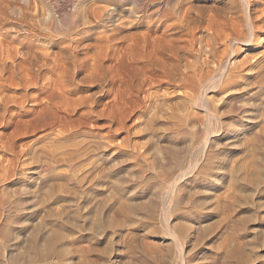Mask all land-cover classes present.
Listing matches in <instances>:
<instances>
[{"label": "rangeland", "instance_id": "obj_1", "mask_svg": "<svg viewBox=\"0 0 264 264\" xmlns=\"http://www.w3.org/2000/svg\"><path fill=\"white\" fill-rule=\"evenodd\" d=\"M249 1L262 25L264 0ZM240 2L0 0V264H179L162 229L172 182L169 224L194 226L182 237L188 264H220L232 247L264 264V27L232 49V28L207 20L244 24ZM26 50L52 67L36 70ZM224 64L236 81L211 89ZM200 133L210 142L198 154ZM216 199L232 207L227 226Z\"/></svg>", "mask_w": 264, "mask_h": 264}, {"label": "bare ground", "instance_id": "obj_2", "mask_svg": "<svg viewBox=\"0 0 264 264\" xmlns=\"http://www.w3.org/2000/svg\"><path fill=\"white\" fill-rule=\"evenodd\" d=\"M149 1H152V0H149ZM241 2L239 3V4H241V6H242V9L244 10V14H245V16H246V19H245V23L243 24V23H240V22H238V21H236V18L234 17V16H231L230 15V17L227 19V20H224V21H220L221 20V18H218V17H215V16H211V15H209L208 17H207V20H208V24H210V25H212V24H215V26H216V28H217V30L219 29V28H221V27H224V26H230L232 29L231 30H233L231 33H227L226 35H225V37H226V39H227V41H229L228 43L230 44V48L232 47V49H233V47L235 46V45H240V46H248L249 44H251V42L254 40V38H255V30H257V29H259V28H261V27H264V23L262 24V25H257V24H255L254 23V21H253V19H252V17H251V4H250V1L249 0H240ZM230 4H229V6H228V9H229V12H231L232 13V15H234L235 13H236V9H237V7H236V5L235 4H233L231 1L229 2ZM213 7L211 6V9H212ZM216 8H217V4H216ZM213 10H215L214 8H213ZM217 10V9H216ZM264 9H261L260 11H263ZM210 11V10H209ZM201 12V11H200ZM199 12V13H200ZM220 12V11H219ZM211 13V12H210ZM223 13V12H222ZM220 14V13H219ZM198 15H200V14H198ZM217 15V14H216ZM200 17V16H199ZM185 21V20H184ZM200 21V20H199ZM69 24L72 26L73 24H74V15H72L71 16V18H70V20H69ZM214 26V25H213ZM211 28H213V27H211ZM224 29V28H223ZM214 30V29H213ZM216 31H214V35L215 34H217V33H215ZM220 32H222V31H220ZM219 34V33H218ZM223 34V33H222ZM224 35V34H223ZM218 38V37H217ZM43 52V51H42ZM42 52H38L37 51V54H35V53H31L30 52V50L29 51H27L26 50V52L23 54L25 57H24V60H26V58H31V59H34V63H35V65L37 66V69L36 70H40L41 68H46V67H52V65L51 64H49L48 63V60H47V53H42ZM22 55V54H21ZM23 58V57H22ZM53 58V57H52ZM50 60V59H49ZM32 61V60H31ZM226 61V60H225ZM50 62V61H49ZM30 63V62H29ZM28 63V64H29ZM226 63V62H225ZM60 64V63H59ZM58 64V65H59ZM232 64V63H231ZM226 66H227V64H224V65H220V67H219V69L217 70L218 72H216L217 74H216V76L215 77H212L210 80H209V87H212L211 89H214L219 83H222V89H225L227 86H228V88H229V85L231 86V84L232 83H234L236 80H234V78H235V76H236V74H237V70L238 69H229L228 67L226 68ZM27 67V66H26ZM33 67V66H32ZM58 68H60V67H57V69ZM29 70L30 69H28V68H26V71H25V73H24V76H25V79H26V81L29 83V84H34L35 83V79H36V77L34 76V73H29ZM39 75V74H38ZM238 75V74H237ZM238 76H236V78H237ZM210 89V88H209ZM210 89V90H211ZM207 91V90H206ZM205 91V92H206ZM232 96H234V95H232ZM232 96H230L231 98H232ZM237 96V95H236ZM235 96V97H236ZM231 98H229V99H231ZM234 99V98H233ZM232 99V100H233ZM232 100H231V103H233L232 102ZM195 101V100H194ZM200 102V101H199ZM230 102V101H229ZM210 104V103H209ZM209 104H208V100H206V99H202V105L201 106H203V110H205V112H206V115H207V119H208V122H209V125H213V126H215V125H219V121L220 120H218L219 118H217V115H216V113L215 112H213V109L212 108H210L211 106H209ZM232 105V104H231ZM202 108V107H201ZM214 108V107H213ZM216 110V109H215ZM218 112V111H217ZM221 122V121H220ZM215 124V125H214ZM212 126V127H213ZM228 126V125H227ZM216 128H217V126H215ZM214 128V127H213ZM229 130H230V128H229ZM208 131V130H207ZM228 132V131H227ZM201 134V136H200V145H199V149H198V154L200 153L201 154V152H203L204 150H205V148L207 147V145H208V142H210L209 140H208V133L207 134H205L204 133V135L202 134V133H200ZM198 139V140H199ZM242 142V141H241ZM228 144H231V143H228ZM233 144V143H232ZM240 144V143H239ZM234 145H236V144H234ZM230 146V145H229ZM232 146V145H231ZM229 154V153H228ZM227 154V155H228ZM215 156V155H214ZM216 157V156H215ZM228 157V156H227ZM227 157H225V161H226V158ZM217 158H218V156H217ZM224 159V158H223ZM234 161V160H233ZM233 161H231V164L233 163ZM241 161V160H240ZM197 163H199V162H197ZM216 163V162H215ZM227 163V162H226ZM236 163H238V165H237V167L239 168L240 166H239V162H238V160L236 161ZM241 163V162H240ZM195 164V163H194ZM230 164V165H231ZM244 164V163H243ZM218 165V164H217ZM220 165V164H219ZM218 165V166H219ZM223 165V164H222ZM242 165V164H241ZM221 166V165H220ZM213 167V166H212ZM217 167V166H216ZM223 167V166H222ZM232 167H233V165H232ZM236 167V166H235ZM244 167H246V166H244ZM219 168V167H218ZM217 168V169H218ZM224 168V167H223ZM238 168H237V170H238ZM241 168V167H240ZM239 168V169H240ZM248 168V167H247ZM221 169V168H220ZM243 169H246V168H243ZM242 169V170H243ZM212 170H214V169H212ZM219 170V169H218ZM223 170V169H222ZM231 170V169H230ZM234 170V169H233ZM243 172V171H242ZM241 172V173H242ZM247 172V171H246ZM245 173V172H244ZM243 173V174H244ZM246 175V174H245ZM243 177H245V176H243ZM248 177V176H247ZM241 178V177H240ZM174 180H175V178H173ZM242 179H245V178H242ZM248 179V178H247ZM173 180V181H174ZM177 181H178V179H176ZM253 180V179H252ZM243 183V182H242ZM168 184H170V182L168 183ZM241 184V183H240ZM248 184V183H247ZM169 186V185H168ZM167 186V187H168ZM174 187H175V184L172 182L171 183V185H170V187L166 190V192H165V195H164V197H160V198H164L165 199V208L163 209V215L161 216L163 219H162V221L165 223V225H162L164 228H162V229H164V233L166 234V235H168L169 237H170V239L173 241V243H174V245H175V247H176V250H177V254H175V255H177V257H178V259L177 260H180V262H179V264L181 263V264H188L190 261H191V259H186V257H185V253H184V251H183V243H185V241H183L182 242V237H184L183 235H184V232H189V230L190 229H193L194 228V226L193 225H191V227H193V228H191L190 227V229L189 228H186V229H179V227H187V225L185 224L184 226H176V224H173V225H175L176 227H174V226H171L172 224H169V218H171L172 217V215H170V213H168V209H169V203H170V199H171V197H172V192L174 193ZM223 193H225V191L223 192ZM223 193H220V194H223ZM162 194V193H161ZM164 194V193H163ZM217 194V193H216ZM218 195V194H217ZM221 196V195H220ZM224 196V195H223ZM223 196H221V198L223 197ZM227 195L225 194V197H226ZM174 197V196H173ZM180 197H182V196H180ZM215 197V196H214ZM219 198V197H218ZM217 198V199H218ZM174 199V198H173ZM172 199V200H173ZM176 199V198H175ZM184 199V198H183ZM215 199V198H214ZM216 199V200H217ZM226 199H227V197H226ZM163 200V199H162ZM185 200V199H184ZM183 200V201H184ZM219 200V199H218ZM217 200V201H218ZM230 200V199H229ZM182 201V200H181ZM180 201V202H181ZM183 201H182V203H183ZM217 201H215L216 203H217ZM227 200H220V201H218V203L219 204H217V208H219L218 209V213H220V214H222L223 215V218L221 219L222 220V222L221 223H224V221H225V219L227 220V216H230L229 214H230V207L231 206H229L228 205V203L226 202ZM103 202V201H102ZM101 202V203H102ZM174 202H176V200L174 201ZM179 202V201H178ZM213 202V201H212ZM214 202V203H215ZM229 202V201H228ZM100 203V202H99ZM106 203V202H105ZM149 204H150V202H149ZM208 204V203H207ZM132 205V204H131ZM130 205V206H131ZM173 205V204H172ZM171 205V206H172ZM178 205V204H177ZM210 205V204H209ZM214 205V204H213ZM135 206H137V205H135ZM175 206V205H174ZM174 206H173V208H170V209H174ZM214 206H216V205H214ZM131 207H134V206H131ZM147 207V206H146ZM149 207H151V206H149ZM179 207V206H178ZM205 207V206H204ZM154 208V207H153ZM153 208H151V209H153ZM206 208V207H205ZM211 208V207H210ZM213 208H215V207H213ZM216 208V209H217ZM232 208V207H231ZM122 209V208H121ZM139 209H141L142 210V208H139ZM139 209H137V210H139ZM147 209V208H146ZM161 209V208H160ZM216 209H214V210H216ZM118 210V209H117ZM128 210V209H127ZM134 210V209H133ZM136 210V211H137ZM145 210V209H144ZM144 210L142 211V212H144ZM149 210H150V208H149ZM176 210H177V208H176ZM203 210V209H202ZM209 210V209H208ZM211 210V209H210ZM112 211H113V209H112ZM121 211V210H120ZM129 211H131V210H129ZM128 211V212H129ZM145 211H147V210H145ZM151 211V210H150ZM150 211L148 212V213H150ZM207 211V210H206ZM213 211V210H212ZM232 211V210H231ZM127 212V211H126ZM152 212H153V210H152ZM174 212V211H173ZM184 212V211H183ZM182 212V213H183ZM204 212H205V210H204ZM120 213V212H119ZM141 213V212H140ZM146 214H147V212H145ZM175 213V212H174ZM185 213V212H184ZM135 214V213H134ZM214 214V213H213ZM130 215V214H129ZM141 215V214H140ZM142 215H145L144 213L142 214ZM149 215V214H148ZM160 215V214H159ZM210 215V214H209ZM215 215H216V213H215ZM147 216V215H146ZM145 216V217H146ZM171 216V217H170ZM182 216V215H181ZM185 216V215H184ZM233 216V215H232ZM237 216V215H236ZM129 217V216H128ZM132 217H134V216H132ZM148 217V216H147ZM183 218V217H182ZM233 218V217H232ZM231 218V219H232ZM176 219V218H175ZM218 219H220V218H218ZM217 219V220H218ZM217 220H215L214 219V221H217ZM130 221V220H129ZM133 221H134V219H133ZM161 221V222H162ZM179 221V219L177 220V223H179L180 224V222H178ZM181 221V220H180ZM210 221V220H209ZM219 221V220H218ZM238 221V219L235 221V222H237ZM241 221H242V223H243V221H244V219L242 220V218H241ZM261 221V220H260ZM163 222L161 223V224H163ZM198 222V221H197ZM220 222V221H219ZM226 222V221H225ZM229 222V221H228ZM228 222H226L227 224H228ZM234 222V221H233ZM240 221H238L237 222V225H239L240 223H239ZM185 223V222H184ZM183 223V224H184ZM214 223V222H213ZM244 223H245V221H244ZM182 224V225H183ZM207 223H205L204 225H203V227L204 226H206L207 228L210 226L209 224H207V225H209V226H207L206 225ZM211 224V223H210ZM216 224V223H215ZM225 224V223H224ZM134 225V224H133ZM212 225H214V224H212ZM212 225H211V229L210 230H212L213 229V227H212ZM223 225V224H222ZM242 225V224H241ZM245 225V224H244ZM136 226V225H135ZM197 226V225H196ZM201 226V225H200ZM218 226V225H217ZM220 226V225H219ZM225 226H227L226 224H225ZM231 226V225H230ZM232 226H233V223H232ZM231 226V227H232ZM132 227V226H131ZM205 227V228H206ZM215 227V226H214ZM228 227H229V225H228ZM228 227H226L227 229H229ZM235 226H233V228H234ZM237 227V226H236ZM243 227V229H244V226H242ZM241 227V228H242ZM130 228V227H129ZM134 228V227H133ZM200 228V227H199ZM198 228V229H199ZM237 228H239V227H237ZM240 228V229H241ZM187 229H189V230H187ZM216 229V228H215ZM214 229V230H215ZM219 229V228H218ZM236 229V228H235ZM240 229H237V230H240ZM243 229H241V230H243ZM194 230V229H193ZM203 230V229H202ZM226 230V229H225ZM240 230V231H241ZM255 230V229H254ZM257 230H258V228H257ZM127 231V230H126ZM200 231V230H199ZM216 231V230H215ZM214 231V232H215ZM219 231V230H218ZM224 231V230H223ZM223 231H221V232H223ZM228 231H230V230H228ZM240 231H238V232H240ZM243 231H246V229L245 230H243ZM252 231V230H251ZM250 231V232H251ZM163 232V231H162ZM188 232H187V234H188ZM217 232V231H216ZM221 232H219V233H221ZM234 232V231H233ZM238 232L236 233V234H238ZM242 232V231H241ZM255 232V231H254ZM254 232H252V233H254ZM257 232V231H256ZM128 233H131V232H128ZM128 233H126V234H128ZM199 233V232H198ZM203 233V232H202ZM201 233V234H202ZM205 233H207V229H206V231H205ZM211 233V232H210ZM231 233V232H230ZM243 233V232H242ZM244 233H246V232H244ZM251 233V234H252ZM120 234V233H119ZM201 234H200V236H201ZM208 234H209V228H208ZM212 234V233H211ZM211 234H210V236H211ZM214 234V233H213ZM212 234V235H213ZM218 234V233H217ZM222 234V233H221ZM226 234V233H225ZM234 234H235V232H234ZM233 234V236L235 237V235ZM134 235V234H133ZM139 235V234H138ZM161 235H162V233H161ZM191 235H194V234H191ZM195 235H197L196 233H195ZM194 235V236H195ZM229 235H231V234H228V232H227V234H226V237L227 236H229ZM253 235V234H252ZM131 236H132V234H131ZM136 235H134V237H135ZM163 236H165L164 234H163ZM162 236V237H163ZM168 236H165V237H168ZM186 236H188V235H186ZM193 236V237H194ZM232 236V235H231ZM230 236V237H231ZM239 236V235H238ZM164 237V238H165ZM202 237H205V236H203V234H202ZM202 237H200L201 239H202ZM225 237V238H226ZM233 237V238H234ZM250 237V236H249ZM252 237H254V236H252ZM185 238H187V237H185ZM184 238V239H185ZM229 238V237H228ZM227 238V239H228ZM190 239V238H189ZM200 239V240H201ZM207 239V238H206ZM226 239V240H227ZM235 239H237V238H235ZM243 239V238H242ZM186 240V239H185ZM197 240H198V238H197ZM203 240H205V239H203ZM203 240L201 241V242H203ZM225 240V241H226ZM231 240H232V238H231ZM230 239H229V242L231 241ZM246 240V239H245ZM206 241V240H205ZM225 241L223 240V242L225 243ZM233 241V240H232ZM235 241H237V240H235ZM76 242H77V240L75 239V238H71L70 240H69V247H70V249L71 248H73V246L76 244ZM168 242H169V240H168ZM228 242V240H227V244H230ZM170 243V242H169ZM187 243V242H186ZM189 243L191 244V242L189 241ZM188 243V244H189ZM236 242H234V243H232V245L231 246H233V245H237V247H238V244H235ZM238 243V242H237ZM246 243V242H245ZM244 243V244H245ZM164 244H165V242H164ZM222 244V243H221ZM226 244V243H225ZM226 244V245H227ZM89 245V244H88ZM166 245H169V244H166ZM170 245H173V244H170ZM169 245V246H170ZM187 245V244H186ZM195 245H196V243L194 244H191V246H194L195 247ZM198 245V244H197ZM200 245V244H199ZM224 245V244H223ZM240 245H243V244H240ZM246 245V244H245ZM247 245H250V243L249 244H247ZM168 246V247H169ZM205 247H206V244L204 245ZM210 246H212V245H210ZM210 246L208 247V248H210ZM214 246V245H213ZM212 246V247H213ZM220 246V245H219ZM228 246V245H227ZM164 247V246H163ZM167 247V248H168ZM173 247V246H172ZM186 247V246H185ZM221 247H223V249H224V247H226V246H221ZM166 248V249H167ZM196 248V247H195ZM198 248V247H197ZM233 248V247H232ZM231 248V250H229L230 252H227L228 254L225 256V257H223L224 255H221V254H224V252L223 253H221V254H216V255H214V256H217V258H222L221 260H222V264L224 263L223 261H229L230 260V262H232L231 260H233V259H236L238 262H239V264H243V263H245L247 260H245V262H244V260L242 259V256L240 257V255H242L241 253H240V251L242 252V251H245L244 249L246 248V247H243V250H240V251H238L235 247L232 249ZM239 248H241L242 249V247L240 246ZM248 248V247H247ZM250 248H251V246H250ZM191 249H193L194 250V248L193 247H191ZM199 249V248H198ZM213 249H214V247H213ZM213 249H211L212 250V252H213ZM217 249V248H216ZM222 249V250H223ZM234 249H236V250H234ZM249 249V248H248ZM164 250H165V248H164ZM170 251L172 250L171 248L169 249ZM185 250V249H184ZM221 250V249H220ZM225 250V249H224ZM78 251V250H77ZM170 251H169V253H170ZM174 252H175V250H173ZM200 251V250H199ZM214 251L216 252V250L214 249ZM247 251V250H246ZM165 252V251H164ZM172 252V251H171ZM214 252V253H215ZM217 252H218V249H217ZM226 252V251H225ZM247 252H249V251H247ZM246 252V253H247ZM219 253V252H218ZM243 253V252H242ZM245 253V252H244ZM252 253V252H251ZM251 253H249V254H251ZM168 254V253H167ZM167 254H164V255H166V256H169V255H167ZM187 254H189V252L187 253ZM208 254V253H207ZM255 254V253H254ZM164 255H162L163 257H164ZM172 255V254H171ZM171 255H170V257H171ZM175 255H174V257H175ZM198 255V254H197ZM201 255V254H200ZM210 255H211V251H210ZM210 255H208V256H206V257H209ZM218 255H220L219 257H218ZM244 255H246V254H244ZM247 255H248V253H247ZM246 255V256H247ZM251 255H253V254H251ZM250 255V256H251ZM257 255V254H256ZM255 255V256H256ZM189 256V255H188ZM196 256V255H195ZM203 256V255H202ZM213 256V257H214ZM249 256V257H250ZM259 256V255H258ZM257 256V259L258 258H260V257H258ZM262 257H263V255H261ZM201 257V256H200ZM244 258H245V256H243ZM248 257V256H247ZM246 257V258H247ZM253 257V256H252ZM166 258V257H165ZM172 258V257H171ZM170 258V260H173V259H171ZM194 258V257H193ZM199 258V257H198ZM142 259H144V260H146V259H149L148 257H146V259L145 258H143L142 257ZM167 259H169V258H167ZM203 259V258H202ZM208 259V258H207ZM229 259V260H228ZM254 260H255V258H253ZM253 259H252V261H253ZM256 259V260H257ZM260 259H262V258H260ZM120 260V259H119ZM137 260V259H136ZM141 260V259H140ZM199 260V259H198ZM210 260H211V258H210ZM213 260H214V258H213ZM216 260V259H215ZM214 260V261H215ZM217 260H219V259H217ZM242 260V261H241ZM256 260H255V262H256ZM108 261V260H107ZM111 261H112V259H111ZM110 261V262H111ZM114 261V260H113ZM139 261V260H138ZM152 261V260H151ZM207 261V260H206ZM209 261V260H208ZM212 261V260H211ZM211 261H209V262H211ZM263 261V260H262ZM144 263H146V261H143ZM150 262V261H149ZM175 262H176V260H175ZM199 262V261H198ZM229 262V263H230ZM234 262H236V261H234ZM238 262H236V263H238ZM249 262L251 263V261H250V258H249ZM255 262H254V264H255ZM112 263V262H111ZM124 263V262H123ZM130 263H132V262H130ZM129 263V264H130ZM154 263V262H153ZM213 263V262H212ZM218 263V262H217ZM216 263V264H217ZM220 263V262H219ZM220 263V264H221ZM248 263V262H247ZM246 263V264H247ZM249 263V264H250ZM118 264V263H117ZM120 264V263H119ZM126 264H128V263H126ZM133 264H134V262H133ZM140 264V263H139ZM178 264V263H177ZM206 264V263H205ZM226 264V263H225ZM228 264V263H227ZM232 264V263H231ZM235 264V263H234Z\"/></svg>", "mask_w": 264, "mask_h": 264}]
</instances>
